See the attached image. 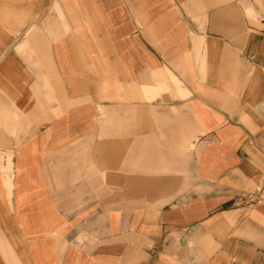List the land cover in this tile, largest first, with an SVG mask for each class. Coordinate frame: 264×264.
Returning <instances> with one entry per match:
<instances>
[{
  "label": "crops",
  "instance_id": "0c3cea01",
  "mask_svg": "<svg viewBox=\"0 0 264 264\" xmlns=\"http://www.w3.org/2000/svg\"><path fill=\"white\" fill-rule=\"evenodd\" d=\"M0 264H264V0H0Z\"/></svg>",
  "mask_w": 264,
  "mask_h": 264
},
{
  "label": "built area",
  "instance_id": "2783aa9c",
  "mask_svg": "<svg viewBox=\"0 0 264 264\" xmlns=\"http://www.w3.org/2000/svg\"><path fill=\"white\" fill-rule=\"evenodd\" d=\"M243 202L246 206H259L263 204V200L259 197H255L252 195H246L243 197Z\"/></svg>",
  "mask_w": 264,
  "mask_h": 264
}]
</instances>
